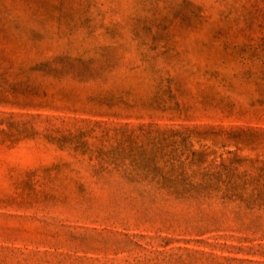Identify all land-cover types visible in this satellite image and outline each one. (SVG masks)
<instances>
[{"label": "rangeland", "instance_id": "rangeland-1", "mask_svg": "<svg viewBox=\"0 0 264 264\" xmlns=\"http://www.w3.org/2000/svg\"><path fill=\"white\" fill-rule=\"evenodd\" d=\"M0 264H264V0H0Z\"/></svg>", "mask_w": 264, "mask_h": 264}]
</instances>
